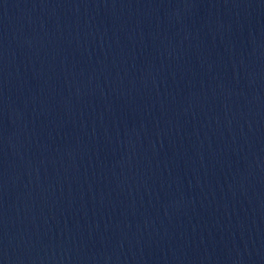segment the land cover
Masks as SVG:
<instances>
[{"label": "water", "instance_id": "95a60500", "mask_svg": "<svg viewBox=\"0 0 264 264\" xmlns=\"http://www.w3.org/2000/svg\"><path fill=\"white\" fill-rule=\"evenodd\" d=\"M0 264H264V0H0Z\"/></svg>", "mask_w": 264, "mask_h": 264}]
</instances>
